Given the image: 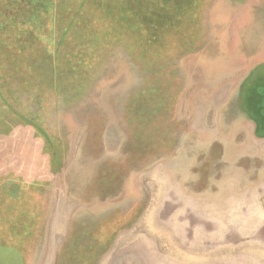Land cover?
Returning <instances> with one entry per match:
<instances>
[{"label": "rangeland", "instance_id": "obj_1", "mask_svg": "<svg viewBox=\"0 0 264 264\" xmlns=\"http://www.w3.org/2000/svg\"><path fill=\"white\" fill-rule=\"evenodd\" d=\"M0 264H264V0H0Z\"/></svg>", "mask_w": 264, "mask_h": 264}]
</instances>
